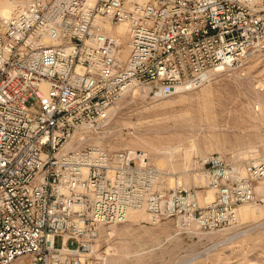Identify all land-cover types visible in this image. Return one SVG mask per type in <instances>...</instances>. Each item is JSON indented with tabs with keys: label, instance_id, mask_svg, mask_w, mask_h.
Masks as SVG:
<instances>
[{
	"label": "built area",
	"instance_id": "2783aa9c",
	"mask_svg": "<svg viewBox=\"0 0 264 264\" xmlns=\"http://www.w3.org/2000/svg\"><path fill=\"white\" fill-rule=\"evenodd\" d=\"M104 22L123 24L125 40ZM262 52L264 0H21L0 16V264H104L98 227L129 211L210 230L236 222L264 183V152L240 168L201 159L214 197L199 204L192 189L162 188L145 152L91 137L133 87L189 91Z\"/></svg>",
	"mask_w": 264,
	"mask_h": 264
},
{
	"label": "rangeland",
	"instance_id": "374dc122",
	"mask_svg": "<svg viewBox=\"0 0 264 264\" xmlns=\"http://www.w3.org/2000/svg\"><path fill=\"white\" fill-rule=\"evenodd\" d=\"M9 1L0 0V7ZM207 76L195 89L161 98L129 89L91 142L109 151L141 150L161 171L162 188L192 189L199 204L211 201L201 159L218 153L240 168L264 152V52ZM254 193L253 202L237 206L236 222L222 228L174 218L151 223L135 211L98 227L96 247L104 264H264V206L257 200L264 183H255ZM59 243L56 237L54 246Z\"/></svg>",
	"mask_w": 264,
	"mask_h": 264
},
{
	"label": "bare ground",
	"instance_id": "6f19581e",
	"mask_svg": "<svg viewBox=\"0 0 264 264\" xmlns=\"http://www.w3.org/2000/svg\"><path fill=\"white\" fill-rule=\"evenodd\" d=\"M20 1L21 0H11V2L9 1L11 4L9 3L6 6L0 7V15L7 16V15L11 14L18 7V5L20 4ZM5 3H8V2L6 1ZM104 31L107 34L118 36L120 41L121 40H125V38H126V35H125V27L121 23L109 24L107 22H104ZM120 52H121L120 58L122 60H124L125 57H126V54H127L126 48L123 46ZM222 70L223 69L216 68V69L211 70V71H213L214 73H216V72H219V71H222ZM213 72H210L209 71L208 74H213ZM137 92H139V91H136V93ZM93 132H97V131L95 130ZM134 212L135 211H129L128 214H127V216H126V219L128 218V216H130V214H132Z\"/></svg>",
	"mask_w": 264,
	"mask_h": 264
}]
</instances>
